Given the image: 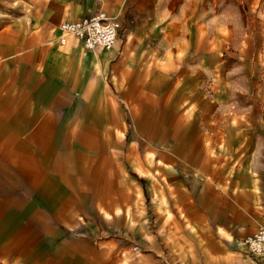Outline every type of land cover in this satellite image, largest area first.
I'll return each mask as SVG.
<instances>
[{
	"label": "crops",
	"instance_id": "obj_1",
	"mask_svg": "<svg viewBox=\"0 0 264 264\" xmlns=\"http://www.w3.org/2000/svg\"><path fill=\"white\" fill-rule=\"evenodd\" d=\"M258 226L264 0H0V264H264Z\"/></svg>",
	"mask_w": 264,
	"mask_h": 264
},
{
	"label": "built area",
	"instance_id": "obj_2",
	"mask_svg": "<svg viewBox=\"0 0 264 264\" xmlns=\"http://www.w3.org/2000/svg\"><path fill=\"white\" fill-rule=\"evenodd\" d=\"M119 21L102 10L77 21H65L59 25L61 37L59 43L66 45V37H73L82 43L86 51L96 47L112 49L118 41V34L121 30ZM247 251L256 258L264 261V227L258 226L254 233L244 241Z\"/></svg>",
	"mask_w": 264,
	"mask_h": 264
},
{
	"label": "rangeland",
	"instance_id": "obj_3",
	"mask_svg": "<svg viewBox=\"0 0 264 264\" xmlns=\"http://www.w3.org/2000/svg\"><path fill=\"white\" fill-rule=\"evenodd\" d=\"M9 4L15 6V7H23L24 9H31L32 7H35L36 5H40L45 0H7ZM78 2L79 0H73Z\"/></svg>",
	"mask_w": 264,
	"mask_h": 264
}]
</instances>
